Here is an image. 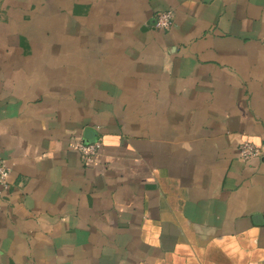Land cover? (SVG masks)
Here are the masks:
<instances>
[{
    "label": "crops",
    "instance_id": "crops-1",
    "mask_svg": "<svg viewBox=\"0 0 264 264\" xmlns=\"http://www.w3.org/2000/svg\"><path fill=\"white\" fill-rule=\"evenodd\" d=\"M0 160V264H264V0H0Z\"/></svg>",
    "mask_w": 264,
    "mask_h": 264
},
{
    "label": "built area",
    "instance_id": "built-area-1",
    "mask_svg": "<svg viewBox=\"0 0 264 264\" xmlns=\"http://www.w3.org/2000/svg\"><path fill=\"white\" fill-rule=\"evenodd\" d=\"M173 21L174 18L172 11L157 12L154 18V27L157 30L168 31L173 26ZM101 147V142L98 140L96 142L79 144L74 146V149L81 154L84 160L92 162L98 155ZM238 154L241 159L249 161L260 157L263 152L260 147L252 144L251 142L245 141L239 145ZM10 175L11 167L5 160H0V192H4L9 188Z\"/></svg>",
    "mask_w": 264,
    "mask_h": 264
}]
</instances>
